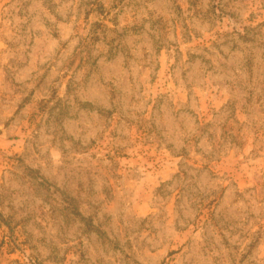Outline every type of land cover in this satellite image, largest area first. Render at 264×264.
<instances>
[{"label":"rangeland","instance_id":"rangeland-1","mask_svg":"<svg viewBox=\"0 0 264 264\" xmlns=\"http://www.w3.org/2000/svg\"><path fill=\"white\" fill-rule=\"evenodd\" d=\"M0 264H264V0H0Z\"/></svg>","mask_w":264,"mask_h":264}]
</instances>
